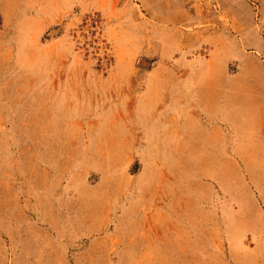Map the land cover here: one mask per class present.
<instances>
[{"label": "rangeland", "instance_id": "1", "mask_svg": "<svg viewBox=\"0 0 264 264\" xmlns=\"http://www.w3.org/2000/svg\"><path fill=\"white\" fill-rule=\"evenodd\" d=\"M208 78L197 163L169 135ZM249 104L264 134V0H0V264H264Z\"/></svg>", "mask_w": 264, "mask_h": 264}, {"label": "crops", "instance_id": "2", "mask_svg": "<svg viewBox=\"0 0 264 264\" xmlns=\"http://www.w3.org/2000/svg\"><path fill=\"white\" fill-rule=\"evenodd\" d=\"M208 79V86L205 90L191 96L184 105L183 113L177 112L178 127L169 135V139L176 141V144L190 145L193 151V160L197 163L200 161L210 163V78ZM241 96L244 99L247 97L246 94ZM253 110V104L252 107L249 104L246 109L242 110L243 114L238 115L241 117L235 123H230L224 114L221 120L223 122V139L232 146L234 157L238 162H244L247 156H256L259 138H263L262 142H264V134L258 130L260 118L257 117L258 113L256 115ZM216 124L220 125V122ZM159 134V143L162 146V133ZM157 158L152 161V166L159 175H163L165 173L162 167L165 161L160 157Z\"/></svg>", "mask_w": 264, "mask_h": 264}]
</instances>
